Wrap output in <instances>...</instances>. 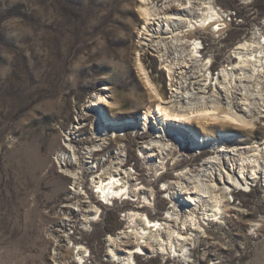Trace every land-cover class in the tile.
<instances>
[{
	"label": "rangeland",
	"instance_id": "rangeland-1",
	"mask_svg": "<svg viewBox=\"0 0 264 264\" xmlns=\"http://www.w3.org/2000/svg\"><path fill=\"white\" fill-rule=\"evenodd\" d=\"M140 6V0H0V264H123L116 258L126 252L115 248L111 253L110 236L132 224L128 213L134 205L146 204L142 215L147 220L172 216L169 211L175 201L165 190L168 182L210 156H217L223 165L208 181L216 197L209 193L186 225L182 220L188 206H178L179 226L186 227L188 240H180L169 229L154 231L151 246L145 247L144 254H135L132 264H264V118L253 127L219 122L204 128L194 121L197 131L208 133L212 141L223 133L236 135L232 141L212 145L176 138V132L156 137L157 130L140 126L127 130L108 126L109 139L96 140L105 132V124L91 114L98 107L88 106L94 95L105 94L113 102L101 107L105 116L120 120L142 116L154 100L138 67V56L163 95L169 97L171 92L170 76L158 51L141 45L147 33L143 34ZM213 6L224 20L213 16L215 23L200 27L195 38L198 54L210 61L208 71L214 79L208 90L214 95L219 92L223 99L229 89L230 94L253 103L257 113H264V69L254 74V60L236 70L234 75L243 79L233 81L230 74L224 80L220 75L222 68L241 60L234 50L252 36L259 41L258 47L246 56L258 54L264 59V0H214ZM170 12L186 13L177 7ZM219 22H223L222 30ZM82 112L80 123L77 118ZM74 127L79 132L73 142L77 157L86 146L102 143L96 147L93 163L94 170L102 172L116 151L125 148L126 167L133 171L134 183L151 189L141 198L120 194L109 202L95 186L94 173H87L78 186L86 199H99L97 220L86 225L82 212L75 216L73 211L68 216L75 222L66 228L65 204L75 186L74 178L62 171L64 159L60 161L59 153ZM151 139H161L175 149V158L169 156L167 167L157 175L154 167L160 158L147 159L143 150ZM252 144L260 148L243 157L257 151V157H252L259 158V165L252 163L242 170L241 159L231 165L217 151L220 146ZM74 168L82 171L79 165ZM241 172L257 177L243 185ZM225 186L230 190L224 191ZM190 224L192 230L187 229ZM62 233L70 238L60 243ZM140 235L131 234L129 249L137 245ZM160 243L166 244L167 251L156 249ZM79 246L84 247L83 254L77 253Z\"/></svg>",
	"mask_w": 264,
	"mask_h": 264
},
{
	"label": "bare ground",
	"instance_id": "bare-ground-1",
	"mask_svg": "<svg viewBox=\"0 0 264 264\" xmlns=\"http://www.w3.org/2000/svg\"><path fill=\"white\" fill-rule=\"evenodd\" d=\"M140 1V10L144 19L142 30L143 34L144 32L147 33L146 37L142 36V40H140L141 45H146L149 48L158 51L162 64L168 70L170 76L169 84L171 92L169 97L163 95L162 90L152 81L151 75L147 71L140 56H138V67L145 78L150 92L154 96V100L146 108L142 116L134 119L127 118L120 120L111 119L108 116H105V111L103 108L101 109V107L103 104H113L105 94L99 93L94 95L88 106L97 105L98 107L94 110L95 113L91 114L94 116L97 115V118L100 119V121L102 119L105 124V132H102V135H97L96 138H99V136L101 137L96 140L106 142L109 139L108 126L114 127L115 130H127L130 127L140 126V128L142 127L146 131L152 129L157 130L159 133H157L156 137L169 136L171 133L176 132L178 133L176 138L192 141L193 143H200L201 146L205 144L212 145V143H217L219 140L224 142L226 140L232 141V138L236 135L223 133V136L217 141L216 139L212 141V138L208 137V133L202 131L204 134H200L199 131H197L194 127V121L201 123L204 128L207 126H214L219 122L235 124L238 127H253L257 124V121L264 118V113H257L256 107L253 103L243 100L245 98H242V96L240 97L235 94H230L229 89L226 88L227 91L222 94L223 99L221 98V95H219V92L214 95L210 94V91L208 90L214 77L211 76L208 71L210 68L208 65L210 61L205 60L198 54L201 50L198 41L195 40V38L197 39L196 31L200 27L209 26L212 23H215L213 16H217L215 18H218L219 21L224 20L222 19L224 14L220 13L216 7L213 6L214 0H163L161 3H154L152 0ZM200 4H202V7L199 6ZM175 7L179 10L186 11V13L181 14L170 12ZM199 14L200 17H198ZM185 23H188V28L180 29L179 26H185ZM218 24V29L222 30V28H224V26H221L223 22H219ZM258 43L259 41H257L256 36H252L250 39H246L236 46L234 53H236V57H239L241 60L231 68H222L220 75L224 77V80H226L230 74L233 76V81L243 79L234 74L237 69H243L250 60H254V63H252L254 65V74H261V71H263L264 68L260 69L256 66L264 65V59L259 58L260 56L258 54H255L254 56H246L248 51H255V48L258 47ZM191 45H194V47H191ZM257 61L260 64L255 63ZM229 69H233V71H229ZM216 83H219L217 89L223 87L220 85L221 82L219 80ZM101 110L104 111V113ZM238 110L244 111V113H241ZM82 119L83 112L79 115L77 120L82 123ZM67 134V140L69 142L66 147L60 151L59 156L60 161L61 159H64V161H61L62 171L74 178L73 185L75 186V189L73 194L69 197L68 203L65 204L67 208L65 211L66 216L63 218L64 227L67 228V225H69L71 221H74L68 216V214L73 211L74 214L76 213L75 216L82 212L84 215L82 223H86V225L97 220L96 214L99 199H95V197L92 199H86V196L80 191L78 186L81 184L83 177L87 173H94L93 177L95 186L98 187L99 193H102L109 202L113 198H118L120 194H129L131 197L137 196L139 198H141L143 192L149 194L151 188L149 189L148 187L141 185L142 183H134V173L126 167L127 158L125 148L120 147L119 150L116 151L117 156H115L110 162V165L104 168L102 172H99L94 170L95 165H93V163L96 162V147L100 146L102 143L86 146L80 153L79 157H77L79 151H77L73 142L78 139V129L74 127L69 130ZM143 148L145 154H147L145 156L147 159L160 158V163L156 164V167L158 168L153 166L157 169L156 173L154 172L155 175H157L160 169L167 167L166 161L169 156L175 158V149L173 146L163 140L161 141V139H151L150 141H147ZM259 148L260 147L257 148L255 144L241 145L233 148L225 145L218 147L217 151L220 152V155L222 154L223 157L226 158L228 164H231V161H233L234 164H237L239 163L238 160L241 159L242 163H240V167L242 170L251 166L252 163L259 165V158L252 157H257V151H255L254 154H250L248 157H243L245 153ZM237 152L240 153V158L236 157ZM178 162L179 161H176V163ZM77 165H79L82 171L74 168ZM221 167H223L222 160L218 159L217 156H210L209 158H206L199 167L179 171L174 179L168 182V185L165 188L172 200L175 201V204L172 206V211H169L172 213V216L168 214L165 217L158 219L159 221L151 220L149 218L147 220V218H144L142 215V210H144L146 204L141 205L138 203L134 205L135 208L128 213L130 219L129 222H132V224L130 223V225L127 226L128 228L122 230L118 235L110 236L112 246L111 253L115 252V248L117 250L122 249L126 252V255H119L116 260L123 264H132L133 256L135 254H144L145 247L149 248V246H151L150 239L152 238V233L154 231L160 232L163 228L167 230L169 229V231H174L178 236L176 237L180 238V240H188L189 236H187L186 231L184 230L186 227L179 226L181 210L179 211L178 206H188L186 211L189 213L186 214V218L182 220L183 225H186L189 219H194V213L202 209V202L207 201L205 198L208 197L209 193L211 197H216L211 194L213 191L210 189L211 186H209L208 181H213L214 172L220 171ZM241 173L242 175L240 178H243V185H246L245 183H249L257 177L253 175L255 173H250V175H245L243 172ZM244 180H246V182ZM227 182L232 183V186L235 187L239 184H237L236 181L231 182L229 179ZM127 188L128 190L124 192ZM225 188L224 191L226 192L227 190H230L228 186H225ZM143 197L146 198L145 200L149 199L147 196ZM75 210L77 211L75 212ZM190 216H192V219ZM211 216L212 215H210V218ZM204 218H206V215H204ZM194 224H196V222ZM154 227H156V229ZM187 229L192 230V224H190ZM133 232H136L138 235L141 234L139 236L140 240L135 242L137 245L133 249H129V246L131 245L130 236ZM67 237L69 239L70 234L62 233L60 234L58 241L61 243L67 240ZM145 238H147V240ZM160 244V247H156V249H158V251H167L168 247L166 244ZM171 244V247H173V243ZM122 246L125 247L121 248ZM154 248L155 247L152 249ZM83 249V246L76 247L77 253L79 254H83ZM84 256L83 258H85ZM80 258H82V256ZM83 262L85 263L86 259L83 260Z\"/></svg>",
	"mask_w": 264,
	"mask_h": 264
}]
</instances>
